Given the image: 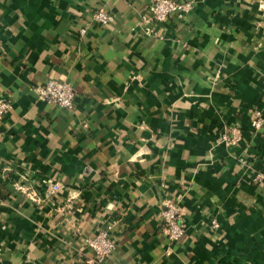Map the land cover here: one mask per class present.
Wrapping results in <instances>:
<instances>
[{
  "label": "crops",
  "instance_id": "0c3cea01",
  "mask_svg": "<svg viewBox=\"0 0 264 264\" xmlns=\"http://www.w3.org/2000/svg\"><path fill=\"white\" fill-rule=\"evenodd\" d=\"M191 1L146 32L151 0H0V264H264V0Z\"/></svg>",
  "mask_w": 264,
  "mask_h": 264
},
{
  "label": "built area",
  "instance_id": "2783aa9c",
  "mask_svg": "<svg viewBox=\"0 0 264 264\" xmlns=\"http://www.w3.org/2000/svg\"><path fill=\"white\" fill-rule=\"evenodd\" d=\"M193 4L191 0H151L150 16L144 18V26L146 32H151V26L148 22H159L165 20L172 13L184 14L191 10ZM111 13L103 7H99L94 12V19L99 24H107L111 19ZM34 90L42 99L55 102L63 107H70L73 104L75 90L71 83L67 80H58L48 78L38 82L34 86ZM9 108V102L6 98L0 96V118L6 115ZM251 125L254 129L261 127L262 118L259 116L258 110L254 111L251 116ZM230 141L239 139L238 130L236 127L232 128V135L225 136ZM15 187L30 198L35 199L36 192L29 189L23 184L15 183ZM59 188V184L54 182L52 189ZM178 204L172 196H165L162 200V216L163 225L162 231L172 240L177 239L182 233L183 228L178 221ZM212 225L217 226L216 220H212ZM86 244L93 250L95 258L101 260L108 256L116 247L114 238L109 234V225L99 229L94 234L87 236Z\"/></svg>",
  "mask_w": 264,
  "mask_h": 264
}]
</instances>
